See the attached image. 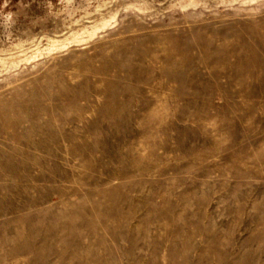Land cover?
Instances as JSON below:
<instances>
[{"label":"rangeland","instance_id":"1","mask_svg":"<svg viewBox=\"0 0 264 264\" xmlns=\"http://www.w3.org/2000/svg\"><path fill=\"white\" fill-rule=\"evenodd\" d=\"M0 264H264V0H0Z\"/></svg>","mask_w":264,"mask_h":264}]
</instances>
